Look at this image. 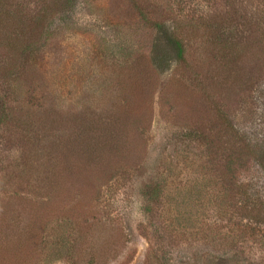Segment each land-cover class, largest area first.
Masks as SVG:
<instances>
[{"label":"rangeland","instance_id":"374dc122","mask_svg":"<svg viewBox=\"0 0 264 264\" xmlns=\"http://www.w3.org/2000/svg\"><path fill=\"white\" fill-rule=\"evenodd\" d=\"M0 116V264H264V0H0Z\"/></svg>","mask_w":264,"mask_h":264},{"label":"trees","instance_id":"16d2710c","mask_svg":"<svg viewBox=\"0 0 264 264\" xmlns=\"http://www.w3.org/2000/svg\"><path fill=\"white\" fill-rule=\"evenodd\" d=\"M163 30L162 24H157L155 25V27L153 28L154 34H158V32H161ZM153 34V32H151ZM170 37H168V47H170V50H174L176 51V59L178 62H182L185 59V54H186V46L185 43L182 42L180 39L177 38L176 35H169ZM226 43V42H225ZM227 44V43H226ZM240 55L239 54H235V56L232 57V59H230L229 61L224 60L223 61H227L226 63H231L232 65L237 64V61H239L240 59ZM241 60V59H240ZM220 61H222V59H220ZM222 61V62H223ZM1 110H2V106H1ZM1 116L3 117L4 120V124H5V119L3 114L1 113ZM0 116V117H1ZM3 120H0V127L3 125ZM193 131H189V135H187V138L190 140H193L194 137L199 138L198 142L200 144V146H203L204 144H206L207 146H210L209 143H205V138L203 136V134L198 135L197 132L191 133ZM236 137L237 135L234 133L233 138ZM236 141H233V146H235ZM190 154L195 155L197 153L193 152V150H188ZM207 151V148H206ZM229 154L230 155V162L232 164H235L236 162H241L244 161L246 157H251L255 155V157L259 160V166L263 169L264 171V150L260 151V154L256 153V149H251L249 145L243 144V147L239 145V147H235V148H231L229 150Z\"/></svg>","mask_w":264,"mask_h":264}]
</instances>
